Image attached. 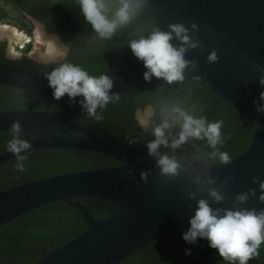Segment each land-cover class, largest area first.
<instances>
[{"label": "water", "instance_id": "water-1", "mask_svg": "<svg viewBox=\"0 0 264 264\" xmlns=\"http://www.w3.org/2000/svg\"><path fill=\"white\" fill-rule=\"evenodd\" d=\"M149 14L153 29L170 31L169 25L183 24L189 36L201 46L189 48L184 58L195 61L184 70L183 81L168 84L162 78L145 81L147 71L134 55L114 65L104 75L113 81L110 96H136L182 82L201 85L240 112L246 123L254 124L249 146L230 163L202 164L174 159L176 175H162L157 167L160 155H149L119 136L90 126L95 117L82 109L83 97L70 100L58 111L0 110V133H11L10 125L18 121L19 133L31 147L28 155L46 149L86 151L107 156L117 166L85 170L30 181L0 191V228L39 208L67 203L81 214L87 229L76 239L58 247L35 264H122L150 246L184 233L195 214L197 202L208 200L210 207L222 210H264L259 182H264V105L260 94L264 85V0H135ZM197 29L193 30L192 25ZM41 25V24H40ZM122 43L125 37L100 38ZM173 37L175 34L173 33ZM59 42L58 38L54 36ZM171 43L180 47L175 38ZM215 50L218 61L209 63ZM56 59L46 60L55 61ZM50 72L0 63V85L31 94L53 98L48 83ZM150 115L152 106H147ZM141 110V109H140ZM147 111V112H148ZM101 108L96 114L100 115ZM147 123V122H146ZM149 124V123H147ZM16 159L15 154H0V165ZM146 173V181L141 174ZM257 183H253V179ZM215 190L223 200L209 196ZM255 191V195H251ZM195 193V198H190ZM248 193L245 202L237 195ZM105 205L107 219L98 220L83 204ZM223 214V213H221ZM248 264H259L251 259Z\"/></svg>", "mask_w": 264, "mask_h": 264}, {"label": "trees", "instance_id": "trees-1", "mask_svg": "<svg viewBox=\"0 0 264 264\" xmlns=\"http://www.w3.org/2000/svg\"><path fill=\"white\" fill-rule=\"evenodd\" d=\"M4 5L37 19L46 26L48 33L61 36L63 41L73 47L69 63L97 64L99 72H106L114 65L130 58L131 50L122 43L102 41L92 37H80L76 32H95L87 23L80 11L78 0H0ZM109 17L111 18L119 5V0H107ZM9 13L0 8V21H8ZM153 30L150 16L141 7L131 17L130 22L117 28L113 36H125L128 40L147 38ZM112 36V37H113ZM30 61L23 59L13 65L28 67ZM33 64L31 68L48 70L55 67ZM117 102H110L90 126L107 130L130 144L148 152L147 144L155 139L153 129L165 119L172 124L165 130L169 146L161 145L158 155L169 158L202 163L220 164L219 155L213 152H228L232 159L241 154L250 144L254 124L246 123L245 117L225 103L216 94L201 85L192 82H182L165 86L136 96H119ZM65 106L45 96L31 94L0 85V110H32L58 111ZM147 106L155 110L152 121L144 129L136 120V112ZM183 109L194 118H205L207 123L223 120L221 129L223 144L213 149L207 139L189 138L179 148L173 150L171 141L180 131L175 123L172 109ZM171 133V136H169ZM11 133H0V154L6 153L7 142ZM21 139H23L20 136ZM22 161L25 171L16 170L17 160L14 159L0 165V191L14 188L30 181L49 178L63 173L95 170L119 165L117 161L104 155L73 150H40L28 155ZM231 159V160H232ZM98 220L108 218V214L99 205L92 202L83 203ZM87 226L77 209L67 203H55L32 211L0 228V264H35L41 258L58 247L76 239ZM186 249L191 254L185 253ZM259 255L255 258L259 264H264V243L260 245ZM122 264H228L209 247L206 239H198L195 244H189L182 234L158 242L149 248L138 252Z\"/></svg>", "mask_w": 264, "mask_h": 264}, {"label": "clouds", "instance_id": "clouds-1", "mask_svg": "<svg viewBox=\"0 0 264 264\" xmlns=\"http://www.w3.org/2000/svg\"><path fill=\"white\" fill-rule=\"evenodd\" d=\"M80 11L87 23L98 34L100 38H111L118 27L130 22L131 17L139 10L140 5L135 0H119V5L110 18L107 0H78ZM170 31L153 29L151 34L145 38L133 39L129 42L132 54L144 64L147 69L143 73L145 81H151L152 77L162 78L168 84L176 81H183L184 70L191 64L196 68L195 61H188L184 58L185 52L191 48L196 49L201 46L198 39L189 36L183 24L169 25ZM192 29H197L193 24ZM173 33L175 37H173ZM173 38L181 42L180 47L174 46ZM209 63L217 62L218 56L213 50L207 57ZM48 85L53 89V98L61 100L65 95L70 100L76 97H83L80 101L82 109L89 117L101 120L102 117L96 114L97 108H105L110 102L119 101L120 97L109 95V90L113 87V81L107 75H90L83 67L73 63H62L47 74ZM264 85V77L259 81ZM260 100L264 101V92L260 94ZM258 112H264V105L257 108ZM172 113L175 116V123L179 124L180 131L177 137H173L171 148L175 150L184 144L189 138L207 139L208 144L213 149L217 145L223 144L221 129L224 126L223 120H216L207 123L205 118H194L183 109L174 107ZM142 128L147 129L148 124L144 119L139 120ZM172 124L165 119L159 126L154 127L155 137L147 144L149 155H158V148L163 145L169 146V140L165 135V130L170 129ZM11 139L7 142V151L15 154L17 163L16 170L25 171L22 161L27 156L21 152L29 149L31 145L27 140L21 139L19 133L22 131L18 121L10 125ZM171 136V133H169ZM213 156L219 155L221 163L231 162L228 152H213ZM157 167L161 169L162 175H176L179 165L174 159L167 155L158 159ZM146 173L141 174V179L146 181ZM253 179V183H257ZM262 194L259 197L264 202V182H259ZM248 193L237 195V200L245 202ZM255 195V191H251ZM209 196L214 202H221L223 197L215 190L209 191ZM190 198H195V193H190ZM223 213V214H221ZM190 227L182 233V238L189 244H195L198 239H206L209 247L217 250L219 256L228 264H248V261L259 255V248L264 243V210L257 213L255 210H222L210 207L208 200L200 199L197 202L195 214L189 220ZM187 255L191 254L190 249H186Z\"/></svg>", "mask_w": 264, "mask_h": 264}, {"label": "flooded vegetation", "instance_id": "flooded-vegetation-1", "mask_svg": "<svg viewBox=\"0 0 264 264\" xmlns=\"http://www.w3.org/2000/svg\"><path fill=\"white\" fill-rule=\"evenodd\" d=\"M25 16L31 22H37L38 24H41V26L47 31L46 26L43 23L39 22L37 19L29 16L28 14H25ZM87 30L83 31L81 33L76 32L75 30L71 31V32H72V34H75L76 36H80V37L86 36V37H92V38L99 39L97 37L90 36V34H97L96 32H88ZM49 34L56 36L59 40V43H61L62 47L64 48V55L58 56L57 60H55V61L39 60V59L35 58V56L30 55L29 52H21V51H18L16 47H12V48L9 47L8 44L5 42V41H8V39L4 38V39L0 40V63L13 65V64H16L17 62H20L23 59H26V60L30 61V63H28L29 64L28 67H26V68H31L33 66V64H37V65H41V66H52V65H60L62 63H69L70 56L73 52V47L66 44L60 35L55 34V33H49ZM113 37H123V36H113ZM99 40H102V39H99ZM102 41H105V40H102ZM75 65H79V66L83 67L90 75H93V76H99L101 74L106 73V72H103V73L99 72L97 64H89V65H87V64H75ZM17 66H19V65H17ZM22 67H24V66H22ZM32 69H34V68H32ZM35 70H38V69H35ZM40 71L49 72L48 70H40ZM38 83L49 86L48 83H45V82L39 81ZM1 86H3V85H1ZM3 87H7V86H3ZM9 88H11V87H9ZM154 114H155V110L153 113V117H154ZM52 150H55V149H52Z\"/></svg>", "mask_w": 264, "mask_h": 264}, {"label": "rangeland", "instance_id": "rangeland-1", "mask_svg": "<svg viewBox=\"0 0 264 264\" xmlns=\"http://www.w3.org/2000/svg\"><path fill=\"white\" fill-rule=\"evenodd\" d=\"M0 8H4L8 13H9V20L8 21H0L2 24H7L12 27H16L18 30H24L26 32H29L31 34H35L38 28L41 29L43 34L48 37L56 40L52 34H49L40 24L37 22H31L26 20L23 15H21L19 12L13 10L11 7L4 5L2 2H0ZM35 37V36H34ZM8 41H5L9 47H15L16 43H12V41L7 38ZM57 41V40H56ZM58 42V41H57ZM59 43V42H58ZM61 46V50L59 52L58 56L64 55V48L62 47L61 43H59ZM25 52H29L30 55L35 56V58L39 60H46L43 57L40 56V51L36 48V45L33 48H29ZM56 59V58H55ZM52 60V59H50ZM148 108H144L142 110H138L136 112V120L139 123V120L144 119L143 117L145 116L146 118L144 119L147 123H150L153 119V115L149 113ZM147 114V115H146ZM149 114V115H148Z\"/></svg>", "mask_w": 264, "mask_h": 264}, {"label": "bare ground", "instance_id": "bare-ground-1", "mask_svg": "<svg viewBox=\"0 0 264 264\" xmlns=\"http://www.w3.org/2000/svg\"><path fill=\"white\" fill-rule=\"evenodd\" d=\"M4 38H9L12 43H17L23 46L26 43L31 42L29 36L20 32L16 27L0 23V40ZM35 45L40 51V56L46 60L57 58L61 50L59 43L52 38L46 37L40 28L35 32ZM143 118L145 119L146 117L144 116Z\"/></svg>", "mask_w": 264, "mask_h": 264}, {"label": "built area", "instance_id": "built-area-1", "mask_svg": "<svg viewBox=\"0 0 264 264\" xmlns=\"http://www.w3.org/2000/svg\"><path fill=\"white\" fill-rule=\"evenodd\" d=\"M20 32L25 33L26 35L29 36V39L31 40V42L26 43L24 46L20 45V44H15V47L17 48L18 51L21 52H25L26 50H28L29 48H33L35 46V34H31L29 32H26L24 30H20Z\"/></svg>", "mask_w": 264, "mask_h": 264}]
</instances>
